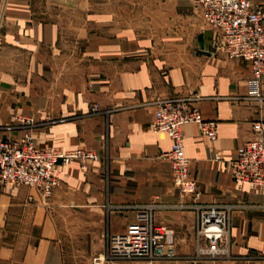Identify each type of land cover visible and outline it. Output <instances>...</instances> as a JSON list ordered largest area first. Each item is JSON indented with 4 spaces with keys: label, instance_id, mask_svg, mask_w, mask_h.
Masks as SVG:
<instances>
[{
    "label": "crops",
    "instance_id": "1",
    "mask_svg": "<svg viewBox=\"0 0 264 264\" xmlns=\"http://www.w3.org/2000/svg\"><path fill=\"white\" fill-rule=\"evenodd\" d=\"M0 24V140L32 117L35 144L100 155L84 170L63 166L48 197L0 182V261L92 264L135 220L134 205L181 201L161 156L171 141L149 127L160 102L180 99L217 122L215 140L193 123L182 136L198 200L235 206L229 255L197 258L194 213L164 207L154 221L175 230L174 260L103 264H264V192L237 185L227 166L253 123L264 125V101L246 98L250 66L213 50L192 0H0Z\"/></svg>",
    "mask_w": 264,
    "mask_h": 264
},
{
    "label": "built area",
    "instance_id": "2",
    "mask_svg": "<svg viewBox=\"0 0 264 264\" xmlns=\"http://www.w3.org/2000/svg\"><path fill=\"white\" fill-rule=\"evenodd\" d=\"M204 23L213 31L211 46L228 59H239L250 66L246 98L264 101V6L250 0H192ZM1 26V24H0ZM96 105L91 106L95 111ZM22 135L0 140V182L24 185L37 189L42 196H50L60 184L62 167L78 162L81 169L97 162V151L78 147L60 150L52 144L37 145L33 140L35 120L18 117ZM196 124L207 139L217 137V122L203 118L198 108L184 100L168 99L160 102L149 127L165 133L170 148L161 156L170 164L171 177L181 197L189 196L188 204H178L194 213L193 242L197 258L216 259L229 255L230 220L234 205L223 202L203 203L192 178L190 160L183 147L182 126ZM250 139L236 149V156L227 162L232 180L239 186L264 192V125H252ZM217 156V155H216ZM172 205L152 200L134 205L135 220L125 230L108 237L106 252L92 258V264H103L106 259L170 260L176 256L175 232L154 221V213Z\"/></svg>",
    "mask_w": 264,
    "mask_h": 264
},
{
    "label": "rangeland",
    "instance_id": "3",
    "mask_svg": "<svg viewBox=\"0 0 264 264\" xmlns=\"http://www.w3.org/2000/svg\"><path fill=\"white\" fill-rule=\"evenodd\" d=\"M183 198V197H182ZM182 198H180L179 197V199L181 200V201H179V202H177V203H175V204H172V206L173 207H170V209H174V210H181V211H188V209H185V208H181V207H174V205H178V204H188V200H183ZM160 204H161V202H160ZM163 204V203H162ZM189 211H191V210H189ZM169 227H171L170 225H168ZM173 228V227H172ZM174 232H175V230H174ZM177 249V244H176V232H175V250ZM176 256H177V253H176ZM176 256L173 258V259H170V260H174L175 258H176ZM72 260V258H71V256H70V258H69V260ZM76 261L73 263V264H84V262H83V260L81 259V258H76L75 259ZM141 260H145V261H147L146 259H141ZM156 261H158V260H156ZM148 262V261H147ZM0 264H9V263H7V262H4V261H0Z\"/></svg>",
    "mask_w": 264,
    "mask_h": 264
},
{
    "label": "bare ground",
    "instance_id": "4",
    "mask_svg": "<svg viewBox=\"0 0 264 264\" xmlns=\"http://www.w3.org/2000/svg\"><path fill=\"white\" fill-rule=\"evenodd\" d=\"M4 184V183H3ZM7 184V183H6ZM17 186V185H16ZM20 186V185H19ZM29 187V186H28Z\"/></svg>",
    "mask_w": 264,
    "mask_h": 264
}]
</instances>
